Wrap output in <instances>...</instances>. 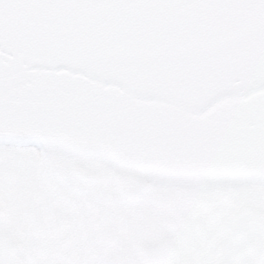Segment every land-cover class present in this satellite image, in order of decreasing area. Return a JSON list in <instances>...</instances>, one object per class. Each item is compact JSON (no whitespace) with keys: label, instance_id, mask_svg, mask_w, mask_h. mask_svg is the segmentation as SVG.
Listing matches in <instances>:
<instances>
[{"label":"water","instance_id":"water-1","mask_svg":"<svg viewBox=\"0 0 264 264\" xmlns=\"http://www.w3.org/2000/svg\"><path fill=\"white\" fill-rule=\"evenodd\" d=\"M0 144L138 188L264 183V0H0ZM19 253L0 234V264ZM218 264H264V215L229 221Z\"/></svg>","mask_w":264,"mask_h":264},{"label":"rangeland","instance_id":"rangeland-1","mask_svg":"<svg viewBox=\"0 0 264 264\" xmlns=\"http://www.w3.org/2000/svg\"><path fill=\"white\" fill-rule=\"evenodd\" d=\"M48 154L56 170H52L46 161H41L33 150L0 148V207L4 209L8 220L6 229L12 232V239L24 246L25 251L20 255L23 264H128L130 258L137 256V247L157 239L168 214L163 206L156 209L127 208L118 203L123 200L125 189L129 190L128 182L131 183L123 174L110 169L115 174L109 177L107 185L95 186L94 191L98 192L96 196L100 199L77 194L71 197V192L51 177L53 171L59 173L62 153ZM89 159L81 162L97 173H105L109 169L107 164ZM72 164L80 163L76 161ZM145 187L152 189V196L145 191L144 195H136L135 199L143 196L142 200H152L155 205H164L165 199H179L186 193L180 191L182 188L169 189L173 190L171 192L154 187L153 183H146ZM119 189H123L124 193L121 194ZM153 194H156L155 197ZM231 199L238 208L243 200L263 202L264 187H256L249 194L240 190L232 194ZM196 204H199V199ZM223 218L220 220L223 227L216 237L226 239L229 218L225 215ZM199 241L183 242V248L193 250ZM198 248L199 245L194 250ZM202 260L198 264H211L207 258Z\"/></svg>","mask_w":264,"mask_h":264},{"label":"flooded vegetation","instance_id":"flooded-vegetation-1","mask_svg":"<svg viewBox=\"0 0 264 264\" xmlns=\"http://www.w3.org/2000/svg\"><path fill=\"white\" fill-rule=\"evenodd\" d=\"M0 148L33 150L37 153L41 161H46L52 170H56L52 160H50V154H48L50 152L48 151L30 147L0 146ZM89 158L92 157L60 154V163L58 164L60 165V168L58 167L59 173L55 171H53L54 173L52 172L53 175L50 173L51 177H54L60 186H65L71 192L73 195L71 197H74V195L77 194L81 197L87 196V198H89L94 196L96 199H100V197L96 196V193L98 192L94 191L96 190L95 186L103 187L107 185L109 177L112 174H115L114 172L112 173L110 167L105 173H97L96 170L92 169L91 167L89 168L88 164L81 162L83 160H90ZM92 159L101 162L95 158ZM76 161H79L80 164H72ZM53 181L54 180H50V182ZM128 184L129 190L125 189V194L121 198L123 200L119 202L117 201L118 203L125 205L127 208L153 207L156 209L157 206L158 208L163 206V210L168 214L167 221L159 229V235L157 239L148 245L137 247V256L130 258L128 260V264H142L143 261L140 252L157 246H166L169 250H171V257L166 259L162 264H172L174 261H177L176 264H182L183 262L187 261L192 262V264H198L203 261L202 259L206 258L211 264H218L221 249L224 241L226 240L223 239L222 236L216 237V233H218L220 228L223 227L222 221L220 223L221 218H223L224 215L228 216L229 223V221L245 206L250 207L255 212L264 215V201L261 202L260 200H255V203L252 201L249 203V201L243 200L240 202L238 208V206L235 205L236 203H234V199H231L232 194L237 193L240 190H242V192L245 194H249L256 187H264V184L217 187L197 186L194 188L153 184L154 187H161L171 192H173V190L169 189L182 188L180 190L181 192L184 193V191H186V193L182 194L181 198L179 199H165L166 204L164 205H155L153 204L152 200L148 201L149 199L142 200L143 196L140 199H135L136 195H144L145 191L150 192L151 195L152 189L145 187L143 190H138V188L132 185V183L128 182ZM130 188L133 190H130ZM119 191L121 194L124 193L123 189H119ZM254 193L256 194V192ZM155 195L156 194H153V197H155ZM198 199L199 204H196ZM157 211L155 210V212ZM225 211H229V213H225ZM222 220H224V218ZM6 222L8 223V220L4 216V209L0 207V234L5 235L10 240H14L12 239V232L8 230V228L6 229ZM228 225L229 224H227V229ZM194 239H200V241L199 243H196L193 250L183 248L185 245L183 242H186L187 244ZM16 242L20 245V255H22L25 251L24 246L18 241ZM197 244L199 245V248L196 251L194 249L198 246Z\"/></svg>","mask_w":264,"mask_h":264},{"label":"bare ground","instance_id":"bare-ground-1","mask_svg":"<svg viewBox=\"0 0 264 264\" xmlns=\"http://www.w3.org/2000/svg\"><path fill=\"white\" fill-rule=\"evenodd\" d=\"M132 185L136 186L135 184L132 183ZM137 187V186H136Z\"/></svg>","mask_w":264,"mask_h":264}]
</instances>
